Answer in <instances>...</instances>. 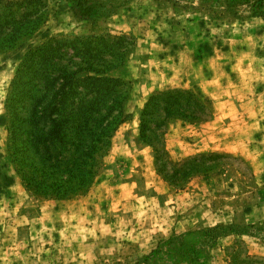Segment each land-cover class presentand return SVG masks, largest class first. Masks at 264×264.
Wrapping results in <instances>:
<instances>
[{
    "label": "rangeland",
    "instance_id": "1",
    "mask_svg": "<svg viewBox=\"0 0 264 264\" xmlns=\"http://www.w3.org/2000/svg\"><path fill=\"white\" fill-rule=\"evenodd\" d=\"M20 6L26 7L17 12L37 15V9L40 15L45 9L48 16L20 44L0 48V264H264V14L250 16L247 6L233 14L217 0H42ZM105 33L135 40L125 64L111 72L131 82L127 116L103 141L106 121L87 122L99 169L72 201L53 198V162L36 149L31 98L41 85L26 83L25 76L12 88L16 155L38 185L29 190L7 150L11 81L27 51L41 43ZM165 70L181 74L185 84L202 82L213 106L202 115L191 99L179 96L166 117L159 99L146 116L151 146L140 136L141 109L152 93L164 90L150 93L149 86L181 84L162 80ZM194 114L206 120L192 119ZM128 144L148 147L150 173L128 161L127 147L117 150ZM10 174L20 188L9 187ZM156 194L159 202L151 198ZM81 209L90 215L78 217Z\"/></svg>",
    "mask_w": 264,
    "mask_h": 264
},
{
    "label": "trees",
    "instance_id": "2",
    "mask_svg": "<svg viewBox=\"0 0 264 264\" xmlns=\"http://www.w3.org/2000/svg\"><path fill=\"white\" fill-rule=\"evenodd\" d=\"M22 2L30 5L41 3L42 0ZM22 2L12 0L0 2V19L3 17L0 20V48L9 49L20 44L23 38L32 34L47 20L45 9L40 15L37 9V15L17 12L20 8L26 7L20 6ZM217 3L233 14L238 13L239 6H247L250 16L264 14V0H217ZM134 44V38L127 34L105 33L72 39L51 38L27 51L11 81L5 106L9 115L7 150L27 189L35 191L38 185L34 181L31 184L32 179L22 168V163L16 155L17 128L14 127L16 117L10 107L12 88L25 76L28 78L26 83L34 82V86L41 85L40 93H35L31 98L30 117L35 121L39 136L36 149L43 159L53 162V198L69 199L85 192L99 169L98 156L93 157L91 151L95 139L92 134L87 133V122L97 117L99 123L106 121L104 134L102 133L100 138L103 141L105 136L110 137L126 120L124 105L129 97L131 82L114 77L111 72L125 64L128 47ZM80 87L82 88L79 89ZM179 96L191 99L192 103L198 106L200 114L209 113L208 107L190 89L172 88L154 92L141 109L140 136L144 142L153 146L146 134V116L153 104L161 99L165 105V116L168 117L171 114L168 105L175 104ZM103 107L105 112H102L104 116H101ZM200 114L199 116L194 114L191 118L199 120ZM180 115L188 117L186 114ZM86 136L88 141L84 144ZM77 150L82 152L76 158ZM75 160L78 164L74 169L70 163L75 164ZM41 183L39 179L38 184Z\"/></svg>",
    "mask_w": 264,
    "mask_h": 264
},
{
    "label": "crops",
    "instance_id": "3",
    "mask_svg": "<svg viewBox=\"0 0 264 264\" xmlns=\"http://www.w3.org/2000/svg\"><path fill=\"white\" fill-rule=\"evenodd\" d=\"M179 76L181 77V74H179L178 72H173V71H167L165 70V75L162 76V80H167V81H172L173 83L175 82H179L181 81V84H175V86H170V87H167V88H163L161 86H149V89H150V93L154 90H166V89H169V88H172V87H182V88H186V89H190L192 90L198 97H200L202 100H203V103L210 109L212 110V107L211 105L213 104V101H212V98L210 96H205L204 93H209L208 91H210L206 86H204V84L201 82H197L195 84H185L182 82V80L179 79ZM156 79H159L158 77V74L156 73L155 76H154ZM157 82V81H156ZM164 82V81H163ZM203 95L205 96L206 100L203 98ZM224 101H219V103H222ZM213 106V105H212ZM214 114V113H213ZM131 122V121H130ZM130 122H127V124L123 123V126H128L130 125ZM133 135L136 137V134L133 133ZM135 143H137V141H134ZM127 147L129 149L128 153H129V162H131L132 164H135V165H138L140 168H145L149 171L150 173V170H152L153 168V156L149 154V150L147 149L148 147L147 146H143V148H137L136 145H132V144H128V145H122L120 146L117 150L122 153L124 148ZM131 165V164H129ZM11 171L13 170L12 167L9 165L7 166V170L10 172V169ZM130 168V166H129ZM128 168V169H129ZM125 169V166L123 168V170ZM127 170V169H126ZM151 176H152V171H151ZM10 184H9V187L11 185V187H19L20 184H19V181H18V178L15 176V174H10ZM155 180L154 177L152 179V181ZM136 183L135 182H132V187L133 185H135ZM21 187V186H20ZM19 187V188H20ZM19 191V190H17ZM20 193V192H19ZM164 193V192H162ZM159 194H156L155 196L153 195L151 198L153 200L159 199ZM152 200V201H153ZM72 201V199H68L66 202H70ZM75 201V200H74ZM159 202V201H158ZM74 213V210H70L68 216H70L71 214ZM90 215V209H81L78 213H77V216L78 217H82V219L84 218H87L88 216Z\"/></svg>",
    "mask_w": 264,
    "mask_h": 264
}]
</instances>
